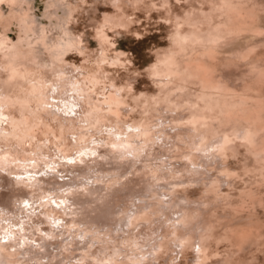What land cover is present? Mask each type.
Segmentation results:
<instances>
[{
	"label": "clouds",
	"instance_id": "clouds-1",
	"mask_svg": "<svg viewBox=\"0 0 264 264\" xmlns=\"http://www.w3.org/2000/svg\"><path fill=\"white\" fill-rule=\"evenodd\" d=\"M0 264H264V0H0Z\"/></svg>",
	"mask_w": 264,
	"mask_h": 264
}]
</instances>
